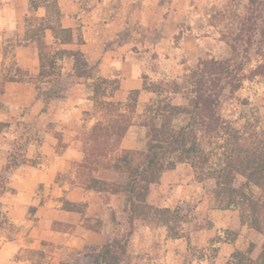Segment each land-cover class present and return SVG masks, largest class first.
Wrapping results in <instances>:
<instances>
[{"label": "trees", "instance_id": "16d2710c", "mask_svg": "<svg viewBox=\"0 0 264 264\" xmlns=\"http://www.w3.org/2000/svg\"><path fill=\"white\" fill-rule=\"evenodd\" d=\"M39 7L45 10V16H26L24 36L17 42L37 51L38 74L28 77L16 68L7 81L31 84L37 97L40 86L45 83L60 82L64 77L70 81L65 86L44 91L50 99L58 97L70 84L82 85L91 92V100L102 113L104 122H96L86 135L83 163L92 164L120 151V143L133 125L145 131L146 150L141 158L135 160L133 151L122 150L121 154L110 158L109 166L105 167L114 173V181L97 177L89 180L87 190L98 194L104 205L107 195L123 197L122 213L127 226L124 234H113L97 246L92 264H121L138 219L172 231L174 239L184 235L183 224H190V220L188 214L180 213L182 205L171 210L149 203L152 188L158 184L162 173L173 171L178 164L189 166L216 210L230 211L232 216L238 213L241 216L238 227L247 225L261 237L250 241L245 249L235 250L227 264H264V131L250 122L238 128L221 114L226 91L232 95L242 87L244 63L233 62V57L224 61L199 60L181 82H153L143 78L141 90L129 91L124 102L115 101L113 95L119 89L118 80L104 78L89 65L81 49L85 44L82 27L63 26L64 15L58 0L30 2V9ZM263 12L264 0H249L241 24L245 28L243 40L247 47L253 45L256 32L264 41ZM47 34L52 37L55 48L46 42ZM230 48L235 55L234 48ZM65 61L71 66L64 76ZM261 74L264 75V70ZM141 92L153 98L138 115ZM175 98L183 102L175 103ZM31 141L25 127L0 170V230L7 227L10 233L15 232L16 227L3 211L1 199L15 193L9 185L13 171L33 163L25 156ZM83 163L81 166L85 168ZM61 203L63 211L83 214L84 204L65 199H61ZM86 229L99 232L91 226ZM255 251L257 255L253 257Z\"/></svg>", "mask_w": 264, "mask_h": 264}, {"label": "rangeland", "instance_id": "374dc122", "mask_svg": "<svg viewBox=\"0 0 264 264\" xmlns=\"http://www.w3.org/2000/svg\"><path fill=\"white\" fill-rule=\"evenodd\" d=\"M188 3L183 5L178 0L174 4L169 6L166 4L164 8L161 7L155 11L157 16L154 15L153 18L157 17V21L153 22L158 29L152 33L151 39L147 41L139 39V43L134 37L131 38L133 34H139V27L141 28V25L138 27L135 23L126 27V31L120 34L118 40L124 39L128 43L131 41L128 49L135 53L131 56L139 62L142 79L147 78L153 82H181L199 60L224 61L234 58L235 63L242 61L244 63L242 87L232 95L226 91L221 114L238 128L250 122L255 124L258 130L264 131V75L261 74L264 70L262 68L264 41L256 32L253 45L247 47L243 40L246 38L243 30L245 28L241 25L249 0H189ZM143 37L146 35L144 34ZM46 42L53 46V40L49 34L46 36ZM230 47L234 48L235 55H232ZM140 48L141 51H138ZM83 50L86 51V48ZM244 50H248L247 53ZM127 54L126 57H128ZM70 66L68 61L63 63L64 76L68 73ZM69 82L64 77L60 82L41 85L39 95L45 96L44 91L53 90L60 85L65 86ZM79 90L81 91L78 92L82 94L84 111L74 119L77 127L74 128L76 134L73 139H76L80 145L82 161L71 163L68 169L56 178L55 183L66 186L69 190L79 188L93 192L87 190L91 178L114 181V173L105 169L110 164V158L121 154L122 150L133 151L135 160L141 158L146 150V138L145 131L133 125L127 131L124 140L122 139L120 151L111 154V157H101L92 164L83 163L86 135L96 122H104V120L102 113L91 100V92L86 89ZM127 93H121L119 96L125 99ZM64 94L63 92L59 95L64 96ZM152 98L151 94L140 93L138 115ZM113 100L119 101L114 95ZM174 102L183 101L175 98ZM135 119V122H138V118ZM44 130L34 128L33 131H29L36 153L44 139ZM61 140L62 138L59 145L64 146ZM82 163L85 168H82ZM56 188L58 187L55 186L54 189ZM57 191L61 193L60 190ZM62 192L68 193L64 190ZM96 198L92 196L90 204L98 200ZM123 202L122 196L107 195V204L104 208L110 209V212L103 217L88 218V222L85 221L87 218H84L83 225L103 231L106 239L113 234H124L127 226L122 213ZM88 203L89 201L81 203L84 204L83 215L87 212ZM149 203L154 207L171 210L182 205L180 213L188 214L190 224H183L184 235L174 239L171 236L174 234L171 233L172 231H168L157 223L150 225L140 219L136 220L126 256L121 264H227L235 250H243L250 241L261 239L247 225L238 227L241 217L238 213L232 216L230 211L216 210L209 196L195 181L193 172L187 165L178 164L173 171L162 173L158 184L152 188ZM71 227L67 224L53 226L60 231H68ZM16 233V230L10 233L7 227L0 230V247L5 242L13 240ZM97 248L94 245H86L80 249L66 251L62 255L64 259L59 264H92ZM256 255L255 251L253 257ZM44 256L42 252L25 249L19 251L15 257L28 259L32 264H50V260L45 259Z\"/></svg>", "mask_w": 264, "mask_h": 264}, {"label": "crops", "instance_id": "0c3cea01", "mask_svg": "<svg viewBox=\"0 0 264 264\" xmlns=\"http://www.w3.org/2000/svg\"><path fill=\"white\" fill-rule=\"evenodd\" d=\"M31 1L0 0V170L14 141L23 135L25 127L30 132L34 128L45 129L38 153L34 151L32 141L26 148L25 156L33 163L15 169L10 177L9 185L15 193H8L1 199L3 211L15 225L17 233L13 240L0 247V264H32L28 259L15 257L25 249L42 252L50 264H59L66 251L86 245L101 246L106 241V235L103 231L86 229L83 219L103 217L110 212V209L104 208L96 193L79 188L69 190L55 183L71 163L82 161L80 145L73 137L76 134L74 128L77 127L74 119L84 111L82 94L78 91L85 87L70 84L64 96L50 99L42 95L37 97L36 90L29 83L7 81L15 74L16 68L28 77L33 78L38 74L37 51L31 46L17 45L25 33L24 18L30 15L45 16V10L41 7L30 9ZM163 1L58 0L64 15L63 26L82 27L85 44L81 49L89 65L104 78L118 80L120 86L114 96L120 102L126 99L119 96L121 93L141 90L143 80L139 62L131 56L135 53L128 49L131 41L118 40L120 34L130 24L137 23L138 27L141 25L139 34H131V38L134 37L139 43V39H151L152 33L158 29L153 22L157 21V17L153 18L157 16L155 11L178 0ZM179 1L183 5L186 2L189 4V0ZM144 34L146 37H143ZM47 84L51 83L43 85ZM60 138L64 146L59 145ZM55 186L58 188L54 189ZM92 196L98 200L90 204ZM61 199L73 203L89 201L86 214L63 211ZM61 224L72 227L68 231L53 228Z\"/></svg>", "mask_w": 264, "mask_h": 264}]
</instances>
